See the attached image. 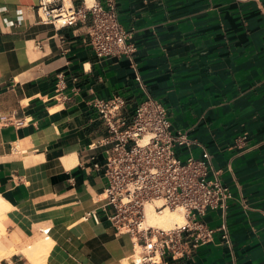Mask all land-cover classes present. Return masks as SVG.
I'll use <instances>...</instances> for the list:
<instances>
[{"label": "crops", "instance_id": "obj_1", "mask_svg": "<svg viewBox=\"0 0 264 264\" xmlns=\"http://www.w3.org/2000/svg\"><path fill=\"white\" fill-rule=\"evenodd\" d=\"M38 1L0 0V194L11 206L4 222L16 249L0 264H21L18 254L39 234L54 240L46 264H130L131 238L102 208L107 179L94 163H104L111 132L94 102L123 97L115 119L126 127L145 95L138 74L173 127L195 141L179 156L207 150L234 195L231 245L217 232L168 263L264 264V0H116L136 45L131 58L98 57L90 18L44 23ZM4 115L25 124H5ZM94 209L100 223L83 218ZM203 220L217 228L221 211Z\"/></svg>", "mask_w": 264, "mask_h": 264}, {"label": "built area", "instance_id": "obj_2", "mask_svg": "<svg viewBox=\"0 0 264 264\" xmlns=\"http://www.w3.org/2000/svg\"><path fill=\"white\" fill-rule=\"evenodd\" d=\"M35 11L40 21L58 27L76 26L90 18L88 35L100 58H131L136 50L131 33L119 19L116 0H106L105 5L88 0H83L81 5L72 0H39ZM136 80L145 95L126 127L120 128L115 119L126 104L123 97L94 102L111 132V138L105 141L108 148L104 163H94L96 169L103 168L107 179L102 208L116 232L131 238L130 264H169L167 258L185 257L192 247L214 242L217 232L221 242L231 245L226 215L234 195L223 182L221 171L214 168L207 150L200 157L179 156V147L191 146L195 141L187 131L173 127L167 109L146 91L139 74ZM59 84L64 90L62 78ZM1 120L5 124H25V119H14L11 115L2 116ZM147 205L160 212L181 208L186 222L171 230L149 226ZM209 210L221 211L219 227L209 226L203 220ZM83 218H92L96 223L102 220L96 209Z\"/></svg>", "mask_w": 264, "mask_h": 264}, {"label": "bare ground", "instance_id": "obj_3", "mask_svg": "<svg viewBox=\"0 0 264 264\" xmlns=\"http://www.w3.org/2000/svg\"><path fill=\"white\" fill-rule=\"evenodd\" d=\"M94 0H88L92 3ZM69 166V164H67ZM10 204L0 194V262L13 255L16 251L13 241L6 237V224L4 218L10 209ZM186 222V217L181 208H166L163 211H155L152 205L146 206V223L156 228L171 230L177 226H182ZM48 230V228H45ZM49 236V235H46ZM54 240L51 237L40 238L25 246L22 254L27 258L29 264H46L48 254L51 252Z\"/></svg>", "mask_w": 264, "mask_h": 264}, {"label": "rangeland", "instance_id": "obj_4", "mask_svg": "<svg viewBox=\"0 0 264 264\" xmlns=\"http://www.w3.org/2000/svg\"><path fill=\"white\" fill-rule=\"evenodd\" d=\"M8 234H9V232H8ZM39 236H40L42 239H44V238L46 237V235L41 236L40 234H39ZM33 241H34V240H31V241L27 242L26 244H28V243H30V242H33ZM26 244H24V245H22V246H25ZM22 246H18V245H17V249H18V251H20V250L23 249ZM21 248H22V249H21ZM49 254H50V253H49ZM49 254H48V256H49ZM18 256H19L20 258H22V262L20 261L21 264H26V263H27V260H26L25 258L22 257V254H18ZM47 259H48V257H47ZM27 264H28V263H27ZM124 264H126V263H124Z\"/></svg>", "mask_w": 264, "mask_h": 264}]
</instances>
